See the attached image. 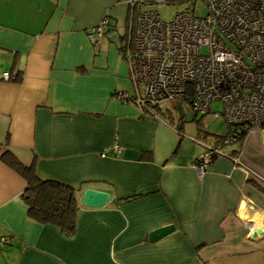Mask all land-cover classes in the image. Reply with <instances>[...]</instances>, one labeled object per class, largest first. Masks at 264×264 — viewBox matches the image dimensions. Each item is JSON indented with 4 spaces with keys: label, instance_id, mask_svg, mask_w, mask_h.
<instances>
[{
    "label": "crops",
    "instance_id": "obj_1",
    "mask_svg": "<svg viewBox=\"0 0 264 264\" xmlns=\"http://www.w3.org/2000/svg\"><path fill=\"white\" fill-rule=\"evenodd\" d=\"M131 13L129 0H0V264H264V127L223 144L200 176L195 158L228 123L208 135L194 112L186 131L187 101L142 110L119 96L134 88L114 32ZM105 16L110 35L95 32ZM6 151L78 189L71 235L28 214ZM87 187L109 200L85 205Z\"/></svg>",
    "mask_w": 264,
    "mask_h": 264
},
{
    "label": "built area",
    "instance_id": "obj_2",
    "mask_svg": "<svg viewBox=\"0 0 264 264\" xmlns=\"http://www.w3.org/2000/svg\"><path fill=\"white\" fill-rule=\"evenodd\" d=\"M139 1L129 0L132 13L122 52L134 89L119 96L142 110L182 99L199 115L221 101L228 132L195 158L202 176L223 144L264 127V0H201L204 15L195 13L199 0H152L188 2L189 11L169 20L156 12L135 13ZM109 23L105 16L95 32L110 35ZM7 240L1 236L0 244Z\"/></svg>",
    "mask_w": 264,
    "mask_h": 264
},
{
    "label": "trees",
    "instance_id": "obj_3",
    "mask_svg": "<svg viewBox=\"0 0 264 264\" xmlns=\"http://www.w3.org/2000/svg\"><path fill=\"white\" fill-rule=\"evenodd\" d=\"M127 28L129 29V26ZM128 33L120 36L118 48L121 53L126 46ZM179 129L181 130V127ZM247 134L248 131H244L239 140L243 141ZM223 136L224 134L220 138ZM2 158L27 180L23 198L28 206V214L41 223L55 224L65 234L71 235L76 228V216L80 206L78 189L59 180L40 179L33 166H25L10 152H4ZM3 236H7L8 240L0 245L10 242L8 235Z\"/></svg>",
    "mask_w": 264,
    "mask_h": 264
},
{
    "label": "rangeland",
    "instance_id": "obj_4",
    "mask_svg": "<svg viewBox=\"0 0 264 264\" xmlns=\"http://www.w3.org/2000/svg\"><path fill=\"white\" fill-rule=\"evenodd\" d=\"M188 2L182 1V2H156L152 0H140L135 9L134 12H156L159 13L164 19H171L173 18L177 13L179 12H186L189 11ZM207 12L206 5L201 1H197L195 6V13L199 15H204ZM129 29L126 27L118 28L116 32H114V42H117L120 44L119 34H126L128 33ZM119 32V33H118ZM203 51H206V49H203ZM125 60V59H124ZM126 61V60H125ZM132 85V82H131ZM185 109V115L182 118L184 120V130L190 131L193 129L195 131L196 124H195V113L192 110V108L186 103H183ZM169 107L173 111L176 109L174 106H172L171 102H166L162 105V108ZM213 111L208 112L205 117L204 121L202 123V130L210 133H221L222 130L225 128V118L224 115L216 116L214 111H221L223 112L224 105L221 101H214L212 103ZM180 119V118H179Z\"/></svg>",
    "mask_w": 264,
    "mask_h": 264
},
{
    "label": "water",
    "instance_id": "obj_5",
    "mask_svg": "<svg viewBox=\"0 0 264 264\" xmlns=\"http://www.w3.org/2000/svg\"><path fill=\"white\" fill-rule=\"evenodd\" d=\"M179 116H183L182 105L177 107ZM109 200V193L100 189L93 187H87L83 191L82 202L88 206H102ZM175 229L174 223H169L157 227L150 231L149 238L151 241L159 240L160 238L166 236ZM261 231V230H260Z\"/></svg>",
    "mask_w": 264,
    "mask_h": 264
}]
</instances>
